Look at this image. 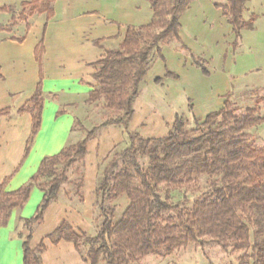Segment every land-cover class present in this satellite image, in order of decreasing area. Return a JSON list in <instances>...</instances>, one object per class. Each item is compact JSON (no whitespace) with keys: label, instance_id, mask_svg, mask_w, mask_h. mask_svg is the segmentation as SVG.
I'll list each match as a JSON object with an SVG mask.
<instances>
[{"label":"trees","instance_id":"trees-1","mask_svg":"<svg viewBox=\"0 0 264 264\" xmlns=\"http://www.w3.org/2000/svg\"><path fill=\"white\" fill-rule=\"evenodd\" d=\"M144 1L152 11V19L143 25L128 26L123 41L106 49L104 56L92 64L96 84L85 102L90 112L95 109L108 116L88 129L75 120L72 129L82 130L83 138L44 157L36 172L18 189L6 191L7 178L0 183V228L7 224L13 209L25 205L34 186L43 192L34 214L21 219L26 231L17 232L22 240V264H42L46 247L42 241L34 248L30 246L32 232L47 207L58 199L63 186L73 188V192H66L67 196L82 201L86 144L109 126H120L128 144L121 150H116L118 146L112 149L97 181L94 205L98 206L101 219L98 231L91 236L62 221L47 235L51 243L72 242L90 264H137L147 255L168 257L189 241L206 240L224 250L243 251L237 264H264V146H256L247 133L264 123L257 107H247L236 114L232 102L226 100L223 108L207 114L203 121L194 119L190 129L189 120L176 115L170 130L161 138H144L128 130L140 85L153 60L162 58V45L174 44L190 57L192 65L208 75L207 62L194 56L178 35L179 17L193 0ZM248 1L214 2L232 26L234 45L240 40L241 31L252 26L243 18ZM53 2L30 0L22 1L21 6L44 13L48 20L53 14ZM43 52L40 39L35 48L39 82L32 96L16 111L32 118L23 159L41 124ZM166 77L177 76L166 70L163 77L154 80L155 84H163ZM9 113V107L3 108L0 117ZM61 113L63 110L57 112ZM69 172L74 173L73 179ZM201 178H205L206 187L190 206L185 199L172 200L175 190L198 189ZM122 196L128 204L114 222L112 202Z\"/></svg>","mask_w":264,"mask_h":264},{"label":"crops","instance_id":"crops-1","mask_svg":"<svg viewBox=\"0 0 264 264\" xmlns=\"http://www.w3.org/2000/svg\"><path fill=\"white\" fill-rule=\"evenodd\" d=\"M145 2L54 0L51 18L46 20L39 14L21 36L12 35L4 28L0 30V110L10 108L8 116L0 117V183L7 178L6 191H14L27 183L44 157L83 138L84 132L72 127L75 120H80L85 128H90L85 122L89 121L86 112L91 109L85 101L96 84L92 64L104 56L106 49L115 48L123 41L128 26L145 24L137 16L141 3ZM143 8L150 13V7ZM179 22L180 39L195 55L210 61L211 74L203 77L192 66L188 55L178 51L174 44L162 45V58H155L148 69L128 123L130 132L144 138L165 136L175 116H185L175 104L176 96L184 87L190 96L193 117L200 122L207 114L223 108L225 101L237 92L233 91L227 70L229 45L234 35L222 10L214 7L212 0H193L180 15ZM40 39L44 47L41 124L23 159L32 118L28 113L16 111L32 96L39 82L35 48ZM166 70L181 75L182 80L166 79L162 86H157L154 80L163 77ZM59 110L63 113L58 115ZM124 141L122 128L109 126L87 142L82 202L61 191L33 229L30 246L34 248L42 241L46 247L42 264H90L82 259L72 242L60 240L53 244L47 235L62 221H67L77 232L90 230L100 166L112 149ZM42 195L34 186L25 205L13 209L7 224L0 228V264H22V240L17 232H23L21 219L34 214Z\"/></svg>","mask_w":264,"mask_h":264},{"label":"rangeland","instance_id":"rangeland-1","mask_svg":"<svg viewBox=\"0 0 264 264\" xmlns=\"http://www.w3.org/2000/svg\"><path fill=\"white\" fill-rule=\"evenodd\" d=\"M22 1L30 0H0V9H4L6 12L4 13L0 11V27L4 28L12 35L21 36L29 23L39 15L36 11L31 12L29 6L22 7ZM212 1L218 4L225 3V0ZM145 3H141V12H138L137 16L142 17L141 22H145L146 24L152 19V14L151 9L149 10L150 13H147L146 9L143 8L144 5L149 7L147 6L148 3ZM42 15V17L45 16L44 13ZM243 18L245 21H251L252 26L251 28H244L241 31L240 40L236 45H234L235 36L232 38L229 45L230 60L228 61L227 70L229 77L232 79L233 91H237L235 94H232L230 101L235 107L236 114L243 113L247 107H257L258 114L264 116V0H249L245 5ZM17 25H20L19 29L16 28ZM190 52L194 56H197L191 50ZM225 56L226 55L224 54V58ZM200 58L207 62L206 67L208 69V75H204L199 68L194 65L192 66L198 69L203 77H209L211 74L209 70L210 61L202 57ZM174 74L177 76L176 78L166 77L163 80V84L166 79H174L177 81L182 80L181 75L179 76L177 73ZM163 84L156 85L162 86ZM185 89V87L182 88L181 93L176 96L175 104L180 108V112L184 113L189 120L187 128L190 129L194 124L193 107L190 106V96ZM96 112L95 109H93L92 112H86L91 119L85 122L86 127H91L93 123L97 124V121L108 116L101 111L98 113ZM247 133L250 135L251 141H253L256 146H264V123L247 130ZM127 144L128 142L125 139L124 143L120 144L116 150L125 148ZM110 155L112 154H109L105 162L100 166L97 181L100 179L101 173L108 162ZM74 177V173L69 172V178L73 179ZM198 187V189L187 190L184 192L183 190H175L172 192V200L178 202L185 199L187 201L186 205L190 206L191 202L199 192L205 189V178H201ZM61 191L66 195V192L68 191L73 192V188H62ZM73 197L76 198L77 202H80L78 197ZM112 204L115 205L113 218V221L115 222L119 219L123 210L127 206L128 200L126 197L122 196L113 201ZM100 220L98 206L94 205L93 202L91 227L86 233L94 236L98 231ZM25 231L26 229L23 228V232ZM81 250L85 252L86 248L83 247ZM242 252L243 251L239 250L232 251L230 248L224 250L220 245L206 240L189 241L184 246L175 250L168 257L147 255L137 264H237V257L241 255Z\"/></svg>","mask_w":264,"mask_h":264}]
</instances>
